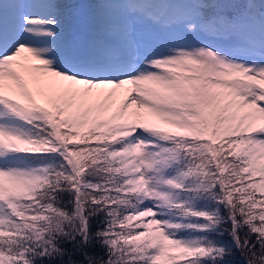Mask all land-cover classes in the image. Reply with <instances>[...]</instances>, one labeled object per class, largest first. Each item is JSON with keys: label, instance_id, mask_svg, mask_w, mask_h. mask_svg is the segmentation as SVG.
I'll return each instance as SVG.
<instances>
[{"label": "snow or ice", "instance_id": "obj_1", "mask_svg": "<svg viewBox=\"0 0 264 264\" xmlns=\"http://www.w3.org/2000/svg\"><path fill=\"white\" fill-rule=\"evenodd\" d=\"M90 9L0 6V264H264V0Z\"/></svg>", "mask_w": 264, "mask_h": 264}, {"label": "rangeland", "instance_id": "obj_2", "mask_svg": "<svg viewBox=\"0 0 264 264\" xmlns=\"http://www.w3.org/2000/svg\"><path fill=\"white\" fill-rule=\"evenodd\" d=\"M23 2H29V0H23ZM10 3V0H0V4L4 7H7ZM175 6L182 12H190L191 6H188L184 0H174ZM87 20H88V16ZM235 37L230 39H225L222 36H209L207 33L203 34L199 37V33H192L187 31L183 27L176 28L173 33L169 36L161 37V40H164L167 43L173 44H188V45H196L202 46L204 44L211 45L214 47H226L230 43L235 41ZM155 46H160V41L156 42Z\"/></svg>", "mask_w": 264, "mask_h": 264}, {"label": "trees", "instance_id": "obj_3", "mask_svg": "<svg viewBox=\"0 0 264 264\" xmlns=\"http://www.w3.org/2000/svg\"><path fill=\"white\" fill-rule=\"evenodd\" d=\"M58 3L66 6L67 8H71L72 11L77 15V18L79 17H83V15L86 13V10L90 11L89 13L91 14V9H90V5H92V2H98V0H57ZM187 2L189 4H192L193 0H187ZM204 2H211V0H204ZM221 2H223V0H221ZM256 2H260V0H256ZM83 4H86L87 7L84 9L83 8ZM0 6H3L2 4H0ZM97 227H100L101 225L99 224V222H96ZM230 227V225H229ZM228 237L225 236V239H227ZM230 260H235L238 261L239 264H244V258L242 256H240V254L237 252L233 257L229 258Z\"/></svg>", "mask_w": 264, "mask_h": 264}]
</instances>
